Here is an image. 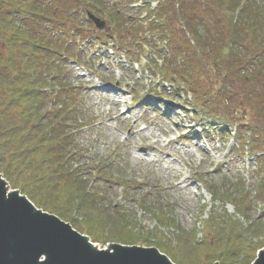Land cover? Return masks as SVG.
Listing matches in <instances>:
<instances>
[{"label": "trees", "instance_id": "trees-1", "mask_svg": "<svg viewBox=\"0 0 264 264\" xmlns=\"http://www.w3.org/2000/svg\"><path fill=\"white\" fill-rule=\"evenodd\" d=\"M157 3L139 20L112 7L109 0H0V173L35 206L53 213L49 204L63 201L76 212L95 209L97 194L76 167L86 152L69 130L88 122L83 110L71 107L76 100L72 86L64 82V65L79 61L77 41L111 40L129 61H138L141 48L148 46L162 61L154 67L156 74L172 85L174 96L190 98V112L203 129H227L241 114L248 116L250 123H237L234 139L238 152L254 158V197L264 208V0ZM88 12L107 22L106 32L94 30ZM213 80L222 90L214 88ZM94 164L93 170L105 178V160ZM239 191H246L243 185ZM243 198L233 199L240 211L248 202ZM146 208L153 216L157 213L161 227L174 228L176 221L169 214H159L154 204ZM55 214L78 222L61 211ZM219 226L213 224L215 234ZM80 230L85 233L79 225ZM237 240L230 239L228 248ZM244 241L240 251L250 257L254 248ZM240 259L229 264L246 263Z\"/></svg>", "mask_w": 264, "mask_h": 264}, {"label": "rangeland", "instance_id": "rangeland-1", "mask_svg": "<svg viewBox=\"0 0 264 264\" xmlns=\"http://www.w3.org/2000/svg\"><path fill=\"white\" fill-rule=\"evenodd\" d=\"M117 1L109 0L111 4ZM120 10L129 13L136 8L124 6ZM105 48L91 43L83 59L86 66L67 60V79L63 80L72 86L75 96L71 107L78 106L89 119L81 134L75 127L69 129L73 137L79 134L77 141L84 147L85 161L92 165L93 159H106L107 179L87 172L93 194H97L95 209L86 207L76 212L67 202L49 204L55 212L61 211L65 218L79 223L40 209L73 224L76 230L79 225L84 227L83 235L100 249L110 244L156 248L175 264H220L224 258L229 264L231 260L241 261V257L244 264H253L257 252L264 248V211L254 195L257 184L252 160L241 152L237 155V137L226 144L220 136L234 130L218 127L203 132L190 113V98L170 94V84L159 81L160 75L154 70L161 61L147 49L134 63L122 58V53L112 58L103 56ZM213 86L222 90L215 80ZM136 96H146L147 100L132 103ZM167 96L173 98L175 110L166 114L158 105L167 103ZM247 117L241 114L236 123H250ZM3 180L9 191H16ZM243 183L251 193L248 198L246 192L239 191ZM240 195L249 200L242 211L233 200ZM152 204L159 214H169L176 221L174 228L160 226L157 213L153 216L146 208ZM119 213L124 214L123 219H118ZM214 223L221 225L218 234L214 233ZM181 234L194 240H180ZM236 238L228 248L230 239ZM245 239L254 248L250 257L240 251Z\"/></svg>", "mask_w": 264, "mask_h": 264}, {"label": "water", "instance_id": "water-1", "mask_svg": "<svg viewBox=\"0 0 264 264\" xmlns=\"http://www.w3.org/2000/svg\"><path fill=\"white\" fill-rule=\"evenodd\" d=\"M87 16L97 29L105 28L104 21ZM6 185L0 175V264H175L156 248L110 244L100 250ZM253 264H264V248Z\"/></svg>", "mask_w": 264, "mask_h": 264}]
</instances>
